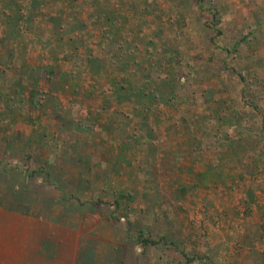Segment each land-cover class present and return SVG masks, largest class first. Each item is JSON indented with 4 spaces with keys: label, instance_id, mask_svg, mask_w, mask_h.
Returning a JSON list of instances; mask_svg holds the SVG:
<instances>
[{
    "label": "rangeland",
    "instance_id": "rangeland-1",
    "mask_svg": "<svg viewBox=\"0 0 264 264\" xmlns=\"http://www.w3.org/2000/svg\"><path fill=\"white\" fill-rule=\"evenodd\" d=\"M0 264H264V0H0Z\"/></svg>",
    "mask_w": 264,
    "mask_h": 264
}]
</instances>
